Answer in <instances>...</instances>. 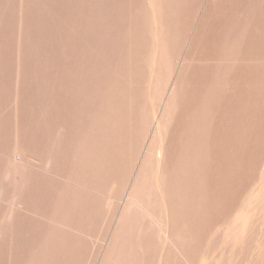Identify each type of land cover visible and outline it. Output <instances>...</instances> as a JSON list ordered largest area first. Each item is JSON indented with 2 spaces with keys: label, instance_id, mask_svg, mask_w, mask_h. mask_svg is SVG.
I'll list each match as a JSON object with an SVG mask.
<instances>
[{
  "label": "rangeland",
  "instance_id": "1",
  "mask_svg": "<svg viewBox=\"0 0 264 264\" xmlns=\"http://www.w3.org/2000/svg\"><path fill=\"white\" fill-rule=\"evenodd\" d=\"M0 264H264V0H0Z\"/></svg>",
  "mask_w": 264,
  "mask_h": 264
}]
</instances>
